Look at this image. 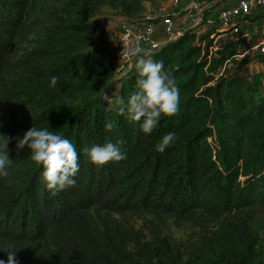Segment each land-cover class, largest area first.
<instances>
[{"label":"trees","instance_id":"trees-1","mask_svg":"<svg viewBox=\"0 0 264 264\" xmlns=\"http://www.w3.org/2000/svg\"><path fill=\"white\" fill-rule=\"evenodd\" d=\"M152 2L0 0V151L9 137L12 160L0 177L5 264L7 248L19 264H264V81L239 58L244 40L224 37L213 51L214 37L197 43L192 30L116 79L120 54L99 9L139 18ZM140 57L163 61L180 92L177 113L150 134L118 114L136 91ZM225 62L230 73L217 75ZM117 86L109 108L103 98ZM33 126L75 145L74 187L51 195L43 166L27 146L17 150ZM168 132L176 142L156 151ZM106 142L127 158L97 167L82 149Z\"/></svg>","mask_w":264,"mask_h":264},{"label":"clouds","instance_id":"clouds-1","mask_svg":"<svg viewBox=\"0 0 264 264\" xmlns=\"http://www.w3.org/2000/svg\"><path fill=\"white\" fill-rule=\"evenodd\" d=\"M141 51L142 49L137 46L129 50V55L137 56ZM134 67L137 72L136 91L126 103L122 99L118 101V114L130 122H138L142 132L150 134L157 127L162 115L170 117L177 113L180 92L175 78L164 71L163 61L140 57ZM58 81L59 77L52 76L49 86L55 87ZM103 99L106 103L111 102V96L107 94ZM115 127L111 120L105 121V131L111 132ZM177 138L175 132H168L156 144V151L163 153L176 142ZM9 139L6 137L4 144L6 151H0V177L9 175L6 169L12 163L7 147ZM15 140L17 150L27 146L32 161L43 166L42 179L51 195L55 196L59 191L75 186L74 177L80 167L79 154L69 139L55 131H49L48 128L38 129L33 126L23 134L22 138L16 137ZM82 152L97 167L106 165L110 161L119 162L127 158L118 144L112 142L85 147ZM4 251L8 254L6 264H19L16 251L10 248ZM0 264H5V261L0 259Z\"/></svg>","mask_w":264,"mask_h":264},{"label":"built area","instance_id":"built-area-1","mask_svg":"<svg viewBox=\"0 0 264 264\" xmlns=\"http://www.w3.org/2000/svg\"><path fill=\"white\" fill-rule=\"evenodd\" d=\"M183 1H186L185 7L180 11L177 10ZM169 3L165 7L158 8H154V5L150 7L149 4L147 11L141 17L123 26L122 29L125 33L134 35L131 44L127 42V44L121 45V49H124L123 53L116 49L120 54L119 60L122 64L118 66L124 68L123 72L139 55L159 50L164 43L176 39L188 30H192L196 34L197 43L201 36L209 34L214 37V44L219 43L220 39L228 34L237 38L241 28L252 15L264 10V0H170ZM159 22H164L162 29L155 27V24ZM215 31H218L219 34L215 35ZM113 44L115 43L111 42V46ZM202 44L204 45L205 41ZM123 45L124 47L127 45V47L123 48ZM137 46L142 51L137 56H130L129 50ZM240 47L242 52L239 58L258 54L257 58H261L263 61H256L262 67L251 65V69L255 66L264 72L262 70L264 69V33L255 41H252V37L245 38Z\"/></svg>","mask_w":264,"mask_h":264},{"label":"rangeland","instance_id":"rangeland-1","mask_svg":"<svg viewBox=\"0 0 264 264\" xmlns=\"http://www.w3.org/2000/svg\"><path fill=\"white\" fill-rule=\"evenodd\" d=\"M169 2H170V0H154V2L150 3V7H152V5H154V8L165 7V6L170 4ZM185 4H186V1H183L182 4L179 5V8H177V10L180 11L181 9H183L185 7ZM139 15L140 14L134 15V16L128 15V17H126L120 11L119 8H116L112 4L103 5L99 9L98 17H102V18L106 19V24L109 26L110 29L113 30V32L110 34V40H111V42L115 43V44H113V47L115 49H117L118 51L123 53L124 49H121V45L127 44V42L129 44H131V41H132L133 36H134L133 34L125 33L124 30L122 29L123 26L126 25V23H128V22H132L134 20L133 18H136ZM155 27L157 29H162L164 27V22H159V23L155 24ZM263 33H264V10H260L257 13L253 14L252 17L249 19V21L243 25V27L241 28L240 34L236 37L240 38L242 40H245V38H247V37H249V38L252 37V41H255ZM228 38H233L232 34H228L226 36V39H228ZM214 45H215V47H214L213 51H216L219 43L214 44ZM126 47H127V45H125V47L123 45V48H126ZM243 51H245V50L243 49ZM257 57H258V54H253L250 56L246 55V56H242L241 60H244V61L252 60V66L255 65V66L262 67L261 64L256 60L263 61V59L257 58ZM120 62L121 61L119 60L118 65H122ZM255 66L252 67V71L254 73H258V75L264 81V76H263L264 72H261V68L255 67ZM232 67L233 66L227 62L223 63L220 67V70L217 72V75L229 74ZM263 68H264V64H263ZM123 70H124V68L119 67V73L116 76V79L122 75ZM262 70L264 71V69H262ZM261 73H262V75H261ZM108 90L109 91L106 94L108 96H111V102L106 103V104L109 108H115L117 101L120 98L118 86L113 87V88H109ZM174 233H175V236L179 239L180 238L184 239L186 237V231L184 229L183 230L175 229Z\"/></svg>","mask_w":264,"mask_h":264}]
</instances>
